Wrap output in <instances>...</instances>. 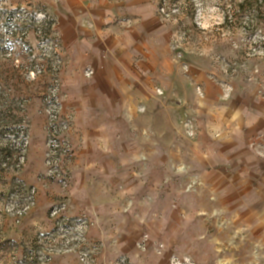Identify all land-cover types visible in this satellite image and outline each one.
<instances>
[{"label":"crops","instance_id":"1","mask_svg":"<svg viewBox=\"0 0 264 264\" xmlns=\"http://www.w3.org/2000/svg\"><path fill=\"white\" fill-rule=\"evenodd\" d=\"M58 1L53 32L60 94L72 115L70 182L63 188L47 177L43 102L26 101L15 127L29 137L25 164L2 171L0 152V195L14 179L38 192L18 218L0 197V262L81 264L74 253L39 262L38 250L58 220L86 219L87 240L100 246L96 264L119 257L156 264V242L174 244L166 223L192 214L198 194L203 201L215 191L224 204L225 186L235 199L244 183L256 201L249 205L264 207V71L227 88L192 68L181 74L150 0ZM11 151L9 165L18 155Z\"/></svg>","mask_w":264,"mask_h":264},{"label":"rangeland","instance_id":"2","mask_svg":"<svg viewBox=\"0 0 264 264\" xmlns=\"http://www.w3.org/2000/svg\"><path fill=\"white\" fill-rule=\"evenodd\" d=\"M150 1L181 74L192 68L227 88L264 71V0ZM58 3L0 0V152L5 158L9 149L13 153L11 136L18 132L26 101H43L54 80L60 81L52 48ZM195 93L203 96L197 87ZM191 186L200 193L201 182ZM27 188L34 189L36 200L38 189ZM225 189L224 204L216 202L215 191H207V200L200 194L193 198L192 214L166 223V239L174 244L166 248L156 242V264H264V207L249 205L256 201H250L244 183L235 199L232 189ZM0 197L2 205L4 192Z\"/></svg>","mask_w":264,"mask_h":264},{"label":"built area","instance_id":"3","mask_svg":"<svg viewBox=\"0 0 264 264\" xmlns=\"http://www.w3.org/2000/svg\"><path fill=\"white\" fill-rule=\"evenodd\" d=\"M52 45L55 70L59 71L62 65V58L59 52L60 44L55 41ZM86 73L90 75L92 72L87 70ZM60 91V81L56 79L43 98L42 111L46 121L44 123L47 148L45 154L46 175L65 188L70 182L68 163L74 155L68 135L72 126V115L66 110ZM11 140L10 147H12V150L15 149L17 151V158H15V163L9 165L12 157L10 158V155L7 156L3 159L2 166L9 165L11 169L17 171L25 162L29 137L24 129L21 128L17 136L15 134L11 136ZM12 185L13 187L3 199V210L6 214L18 218L35 205V191L33 188H27V184L20 179H14ZM63 208V203L56 205L51 215L56 216ZM88 225L89 222L86 219L58 220L54 231L45 236L46 242L42 249L38 250L40 252L39 262L48 261L51 256L56 254L74 253L78 256L81 264H96L95 254L100 251V246L87 240V234L85 233ZM146 239L147 237L145 236L143 240ZM144 242L142 241V244ZM106 264L132 263L126 257H119L115 262Z\"/></svg>","mask_w":264,"mask_h":264}]
</instances>
